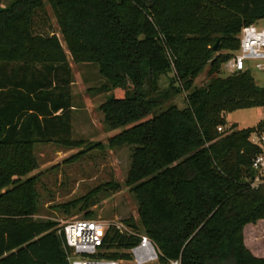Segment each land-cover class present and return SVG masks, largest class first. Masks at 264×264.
Returning a JSON list of instances; mask_svg holds the SVG:
<instances>
[{
	"label": "trees",
	"instance_id": "1",
	"mask_svg": "<svg viewBox=\"0 0 264 264\" xmlns=\"http://www.w3.org/2000/svg\"><path fill=\"white\" fill-rule=\"evenodd\" d=\"M48 3L73 62L96 65L105 80L97 93L110 95L99 110L109 132L121 130L109 149L133 148L127 186L139 203L138 220L124 224L156 244L159 264H264L244 234L264 222V185L246 182L260 152L251 138L264 120L256 129L218 131L227 114L264 109V87L251 71L220 76L240 49L243 28L264 20V0ZM44 6L17 0L0 8V264H69L60 224L36 219L42 173L29 177L38 169L36 146H84L73 139L68 54L57 35L36 32ZM208 64L209 83L195 89ZM170 72L173 84L190 91L183 110L168 105L176 90L159 89ZM98 191L60 210L86 211L91 220ZM135 235L109 231L104 250L114 252L103 257L128 258L120 252L139 243Z\"/></svg>",
	"mask_w": 264,
	"mask_h": 264
},
{
	"label": "rangeland",
	"instance_id": "2",
	"mask_svg": "<svg viewBox=\"0 0 264 264\" xmlns=\"http://www.w3.org/2000/svg\"><path fill=\"white\" fill-rule=\"evenodd\" d=\"M15 1L17 0H0V8L9 7ZM43 2L45 6L36 12V32L57 35L68 54L74 81L71 93L76 109L73 112V139L84 141V146L73 150L57 145L36 146L35 157L38 169L29 176L33 177L42 173L38 186L41 195L40 213L36 219L57 222L60 224V229L69 222L86 220L84 218L86 211H72L67 214L60 210V206L83 199L99 190L92 200L95 206H90L88 209L93 213L91 220L119 221L123 224L124 221L132 218L137 221L139 203L127 186L132 166L133 148L125 146L115 150L109 149L110 138L120 133L121 130L109 132L105 126L104 116L99 110L110 95L97 93L105 80L99 75L96 65H76L73 62L48 0H43ZM259 24L264 26V20ZM221 54L227 55L228 53ZM251 74L256 83L264 87V73L253 67ZM220 76L223 78L231 76L226 72L225 65L221 67ZM175 77V72L161 76L158 85L161 91L176 90L178 94H175L168 105L183 110L187 107V97L190 91L185 90L180 82L173 84V81L178 80ZM210 79V64H208L195 81L194 88L206 86ZM226 120L228 125L224 130L232 125H236L237 130L256 129L264 120V109L237 111L227 114ZM98 144L104 148L96 147ZM80 153L82 154L76 162L65 163ZM113 187L116 189H112ZM252 226H247L244 231L247 243L249 245V241L255 240L252 249L258 250V255L264 258V222L258 223L255 227Z\"/></svg>",
	"mask_w": 264,
	"mask_h": 264
},
{
	"label": "built area",
	"instance_id": "3",
	"mask_svg": "<svg viewBox=\"0 0 264 264\" xmlns=\"http://www.w3.org/2000/svg\"><path fill=\"white\" fill-rule=\"evenodd\" d=\"M240 49L224 64L231 75L251 71V68L264 73V26L254 24L243 28L240 36ZM220 133L224 132L219 128ZM251 142L259 147V154L253 159L254 177L246 182L251 189L264 185V127L252 135ZM117 230L135 235L131 229L119 221L76 220L62 228L69 253V264H159L160 252L156 244L146 235H135L139 243L130 250L120 253L128 258L111 260L104 254L114 252L104 250L108 232ZM173 264H180L175 262Z\"/></svg>",
	"mask_w": 264,
	"mask_h": 264
},
{
	"label": "water",
	"instance_id": "4",
	"mask_svg": "<svg viewBox=\"0 0 264 264\" xmlns=\"http://www.w3.org/2000/svg\"><path fill=\"white\" fill-rule=\"evenodd\" d=\"M219 44H220V41L217 43V45L214 47V51L215 52H218L219 51Z\"/></svg>",
	"mask_w": 264,
	"mask_h": 264
},
{
	"label": "crops",
	"instance_id": "5",
	"mask_svg": "<svg viewBox=\"0 0 264 264\" xmlns=\"http://www.w3.org/2000/svg\"><path fill=\"white\" fill-rule=\"evenodd\" d=\"M259 23H261V22H259ZM76 109H75V106H74V111H75Z\"/></svg>",
	"mask_w": 264,
	"mask_h": 264
}]
</instances>
